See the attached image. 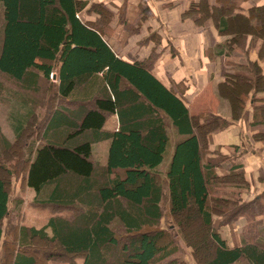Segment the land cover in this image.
Segmentation results:
<instances>
[{
    "label": "trees",
    "instance_id": "16d2710c",
    "mask_svg": "<svg viewBox=\"0 0 264 264\" xmlns=\"http://www.w3.org/2000/svg\"><path fill=\"white\" fill-rule=\"evenodd\" d=\"M87 5L0 0V104L9 109L15 138L0 135V160L18 154L14 171L20 168L25 186L35 191L34 204L73 213L51 216L40 228L18 225L17 237L6 238L4 246L15 248L11 263H41L31 251L35 241H42L62 247V254L73 258L70 264H77L78 256L83 264H186L173 258L180 250L175 238L181 235L194 246L200 264H264V190L245 201L241 190L250 184L243 165L207 143L208 134L230 122L218 114L192 115L174 90L149 73L145 60H121L105 38L104 23L110 21L78 17ZM109 14L102 12L105 18ZM184 15H195L199 26L212 19L220 35L232 36L229 49L218 45L221 54L248 39L264 60V0H199ZM223 70L224 85H238L246 94L254 90L252 99L259 100L264 73L258 61L227 64ZM43 78L58 93L47 100L52 108L54 98L58 103L48 106L52 110L45 122L37 111L45 102ZM1 79L20 87L4 89ZM117 112L120 129L102 132L106 115ZM166 118L180 138L164 175L158 171L171 145ZM31 127L41 133L37 144L28 142L35 131L27 132ZM103 137L111 139V147L101 168L92 160V143ZM11 169L0 163V244L10 214ZM165 202L181 233L162 227ZM239 224L241 235L234 228ZM226 230L234 246L224 238ZM193 232L199 242L191 241ZM40 253L43 264L56 255L54 250Z\"/></svg>",
    "mask_w": 264,
    "mask_h": 264
},
{
    "label": "crops",
    "instance_id": "0c3cea01",
    "mask_svg": "<svg viewBox=\"0 0 264 264\" xmlns=\"http://www.w3.org/2000/svg\"><path fill=\"white\" fill-rule=\"evenodd\" d=\"M79 1H86L88 5L78 14V17L83 22L110 21L104 23L107 31L105 38L117 56L128 63L145 60L149 73L166 87L174 90L189 107L192 115H200L204 110L209 111L206 104H203V107L200 105L209 90L213 87L223 89L227 87L224 85L223 70L227 64L258 61L264 73V60L256 56L254 51L256 47H250L248 39L243 41L246 48L243 46L241 49L240 45L234 46L228 54H221L218 51V45L225 44L224 40L231 35L222 39L225 36L220 35L213 21L209 20L199 26L193 19L184 15L191 4L199 0ZM92 6H97L98 10ZM107 11L108 13L110 11L111 15L105 18L102 12ZM247 48L248 51L245 50ZM53 71L55 74L56 69ZM254 92L251 90L249 94H246V102L243 101L244 108L241 109L238 105V111L242 110L240 117L237 115L235 118H227L230 123L226 128L207 135V143L211 149L221 147L225 152L232 150L230 156L243 165L245 177L250 184L248 190H241L245 201L260 195L264 190V139H260L258 135L260 131H264V111L259 110L260 106L264 105V100L262 101L264 90L256 94L259 99L256 102L252 99ZM57 95L58 93L55 92L54 97H58ZM210 97L212 98V95ZM216 97L215 93L213 99L215 100ZM219 111L214 110L213 113L220 114ZM162 116H164L163 113ZM106 117L102 132H117L122 124L119 113H109ZM166 123L171 137L168 152L173 155L175 142L180 136L168 118ZM106 141L108 140L103 137L93 143L100 144ZM110 144L111 139L107 143L106 161H96L92 155V160L101 168L108 164ZM102 151L104 152V148ZM168 165L163 167L164 171L160 167L158 172L165 175ZM229 166L230 164H227V167ZM234 189L228 188L230 191ZM234 228L235 233L241 235L242 225H236ZM49 229L47 233L52 236V230L48 232ZM223 236L231 246H234L228 230L223 232Z\"/></svg>",
    "mask_w": 264,
    "mask_h": 264
},
{
    "label": "rangeland",
    "instance_id": "374dc122",
    "mask_svg": "<svg viewBox=\"0 0 264 264\" xmlns=\"http://www.w3.org/2000/svg\"><path fill=\"white\" fill-rule=\"evenodd\" d=\"M192 3V2H191ZM190 3V4H191ZM200 15H198L199 17ZM189 17V16H186ZM194 18L196 17L195 15L193 16ZM193 17H189L190 19H193ZM194 20V19H193ZM210 21H213L212 19H209ZM207 20V21H209ZM198 25V24H197ZM222 36V35H221ZM224 37V36H223ZM232 37V36H231ZM229 37V38H231ZM226 36L222 39H225ZM229 38H226L224 40L225 45H227L228 49L230 46L229 45ZM228 39V40H227ZM244 43V42H243ZM243 43L239 44L241 49H243ZM236 45H238L237 43H235ZM245 48V47H244ZM258 48L254 49V51H256V56H258ZM220 51V50H218ZM219 55V54H217ZM42 80V84L44 85V92H45V102L41 104V106H39L37 108V111H39V120H43L44 122L46 121V118L49 115V111L54 109L56 107V104L58 103V99L54 98V101H52V106L53 108L49 105V102L47 103V100H49V96H53L52 94L56 91L55 90V85L52 81L46 80L45 78L41 79ZM4 82V89H8L11 88L12 90H16L18 89L20 86H18L17 84H14V82H9L7 80L1 79V82ZM51 90L50 92L48 91ZM43 92V93H44ZM48 95H47V94ZM216 93L217 97L214 100V94ZM3 95V94H2ZM34 95V94H33ZM47 95V97H46ZM212 95V98L210 97ZM241 96V98L243 100H240V102L236 99L238 96ZM2 97V96H0ZM246 93L243 89H241L240 87H226V88H217V87H213L212 90H209L207 92V94L203 97L202 102H201V106L203 107V104H206L207 107H209V111H203V113H209V114H214L213 111L214 110H220V114L218 115H222L223 117H225L226 119L229 117H235L237 115H239V112L241 113L240 116L242 115V110L238 111V105H240L241 109L244 108V103L246 102ZM11 101V100H10ZM42 101V100H40ZM244 101V103H243ZM240 103V104H238ZM50 106L52 109H50ZM207 109V108H204ZM213 110V111H211ZM9 109L7 108V105L2 103L0 104V135H5L6 137H8L10 139V141H15L14 138V134L10 128V124L7 120V115H8ZM202 113V114H203ZM42 118V119H41ZM260 118L258 117V120ZM227 121L229 122V120L227 119ZM35 130V131H34ZM33 132L32 133V138L28 140V142L37 144L39 143L41 140V133H39V131L37 132V130L34 127H31V129L27 130V132ZM217 132V131H216ZM39 133V134H38ZM214 133V132H213ZM258 135H264V131H260V133H258ZM108 141H110V139H107ZM27 141V140H26ZM106 142H101L99 143H93V157L94 160L99 161V162H104L106 161V157H107V143ZM104 148V152L102 151V148ZM218 149V147H215ZM28 149V148H26ZM232 150H230L229 152H225L223 149V154L224 155H230V152ZM16 153V152H15ZM10 155V154H9ZM7 155V157H3L2 160H0L3 164H5L6 166L11 167L12 166V171L14 172L13 174H11V176H9V183H8V187H9V191L11 193V199L9 202V206H10V214L9 216L5 219V223L3 226V229L5 231V242L0 244V264H12L11 260H12V253L11 251H13L14 249H10L9 247H4L7 240L6 238H10V239H15L17 236L15 234V232L17 231V226L20 224H24L27 226H36L38 228L45 226L48 223V220L51 216L54 215H66V216H70L73 213L72 212H67L64 211L62 209L57 210L51 206L44 207V206H38L36 204L33 203V197L35 195V191H32L31 189L27 188L24 184L23 181V177H22V171L20 170V168L17 171H14L15 168L17 166H15V162H17V158L16 156L18 155ZM14 156V157H13ZM171 156L172 153L168 152L165 156V161L163 162V165H161L162 170L164 171L163 167H166V165H168V163L171 161ZM20 167V166H18ZM16 172V173H15ZM163 213H164V217L161 221V225L162 227H165L168 225L170 226L169 230L170 233H172L173 235H175V233L177 234V232L179 231L181 233V230H178L179 226L177 225V219L172 217L169 214V203L165 202L164 203V207H163ZM192 225L194 227H196L197 225V217L194 215L192 217ZM177 225V226H176ZM51 231V229L48 230V232ZM175 231V232H174ZM194 232L192 234L191 237V241L194 240L196 242H199L197 240H200V236L198 234H196V237H194ZM175 244L179 245L180 250L178 251L177 254L174 255L173 258H176L181 261H183L186 264H200L197 260V258L194 256L193 254V250H194V246H191V244L188 242V240L185 239L180 235V237L178 236V239L175 238ZM54 250L56 255L55 257H51V260L49 261V264H70V260H73V258L70 257H66L64 254H62L64 252V249L62 247H60L58 244L57 245H48L47 243H44L42 241H35V244L33 245V250L31 251V254L33 255H37V258L39 260V264H43L44 262L42 260L45 259V256L41 255V251L45 252L46 254L51 251ZM210 250V249H209ZM208 250V252H210ZM203 253H205L203 251ZM206 254V253H205ZM74 261H76L79 264H83V257H76L74 258ZM46 263V262H45ZM47 264V263H46Z\"/></svg>",
    "mask_w": 264,
    "mask_h": 264
},
{
    "label": "built area",
    "instance_id": "2783aa9c",
    "mask_svg": "<svg viewBox=\"0 0 264 264\" xmlns=\"http://www.w3.org/2000/svg\"><path fill=\"white\" fill-rule=\"evenodd\" d=\"M51 76H52V78H53L54 80L57 79V76H55V74H54L53 72L51 73Z\"/></svg>",
    "mask_w": 264,
    "mask_h": 264
}]
</instances>
